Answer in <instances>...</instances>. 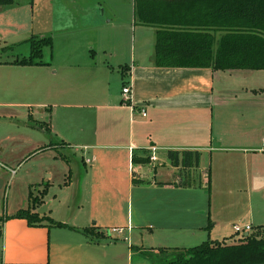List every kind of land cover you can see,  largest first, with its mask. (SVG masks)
I'll use <instances>...</instances> for the list:
<instances>
[{
	"label": "crops",
	"instance_id": "0c3cea01",
	"mask_svg": "<svg viewBox=\"0 0 264 264\" xmlns=\"http://www.w3.org/2000/svg\"><path fill=\"white\" fill-rule=\"evenodd\" d=\"M52 1L48 17L61 32H29L53 38L42 63L13 61L26 55L19 45L29 44L28 37L0 38V115L46 133L44 122L57 145L87 153L82 161L75 157L66 173L70 195L62 215L52 213L43 184L31 186L17 209L37 196L41 201L33 211L66 225L48 219L32 225L13 215L17 210L7 213L0 219V264H155L151 254H160L161 247L231 239L234 222L250 223L251 230L264 224V84L247 85L249 94L238 98L231 88L216 92L217 69L157 65L156 32L150 48L136 44L132 31L141 23L135 0H64L82 11L77 23L67 7ZM248 70L257 69H243ZM126 84L131 104L123 100ZM35 106L50 111L42 110L39 119ZM143 149L151 161L134 164L133 151ZM169 149L200 150L199 167L174 165ZM206 155L211 168L204 164ZM60 156L71 160L66 151ZM165 156L167 167H159ZM186 174L196 183H186ZM115 226L123 231L109 232Z\"/></svg>",
	"mask_w": 264,
	"mask_h": 264
},
{
	"label": "trees",
	"instance_id": "16d2710c",
	"mask_svg": "<svg viewBox=\"0 0 264 264\" xmlns=\"http://www.w3.org/2000/svg\"><path fill=\"white\" fill-rule=\"evenodd\" d=\"M14 3L17 0H0V6ZM134 7L137 22L155 27L157 65L213 69L264 68V0H135ZM27 41L31 46L30 53L13 61L42 63L44 48L53 45L52 36L31 35ZM40 125L50 132L44 122H40ZM146 151L143 149L141 153L134 150L132 162L149 163L151 156ZM200 154L197 149L168 150L172 163L186 170L199 167ZM133 181L145 180L133 177ZM32 200L33 207L41 201L37 196ZM13 215L26 217L32 225L44 223L45 219L51 224L66 225L49 215H40L32 207L21 208ZM86 230L93 231V228L87 227ZM99 235H103V232ZM159 250L167 258L155 264L260 263L264 262V224L237 238L208 237L192 246L161 247Z\"/></svg>",
	"mask_w": 264,
	"mask_h": 264
},
{
	"label": "rangeland",
	"instance_id": "374dc122",
	"mask_svg": "<svg viewBox=\"0 0 264 264\" xmlns=\"http://www.w3.org/2000/svg\"><path fill=\"white\" fill-rule=\"evenodd\" d=\"M88 1L90 2V0ZM17 2L19 3L0 9V38L6 37L19 41L31 37V35H41L29 32H61V30H57L56 22L54 20L50 21L51 15L48 17L50 11L51 13L54 12L52 8H55L52 0H17ZM54 2L57 8L65 9L67 7L74 23L79 21L82 11L77 10V8L75 10L72 7L71 10L64 0H54ZM49 4H51V7L48 6ZM132 32H136L137 45L141 44L143 48H150L153 41L152 32H155L153 25L137 24ZM61 39L64 42V39ZM61 44L63 45L62 42ZM19 47L21 53L26 55L30 53V43L24 46L19 45ZM23 47H27L24 52ZM49 52L50 46H46V58L49 57ZM215 72L216 92L221 88H231L228 92L233 94L237 92L238 98H244L249 94L248 91H245V87H259L258 85L264 84V68L254 71H243L240 68L217 69ZM244 72L250 73L245 74ZM250 84L252 86H247ZM19 108L25 111L28 109V107ZM35 108L40 112L39 115L37 114L39 119L42 110L50 111L45 107L35 106ZM58 108L60 114L65 111L63 107ZM73 110L78 111V114H80L79 109L73 108ZM81 117H84V115ZM84 121L89 123L86 119ZM58 141L59 139L54 133H43L38 128L33 129L32 127L12 124L3 114L0 115V179L3 180L0 184V217H7L11 215H7V213H12L11 211H16L19 207L25 205L30 187L42 184L44 191V193L42 191V195L47 201H50L52 213L62 215L65 212L68 203L66 201L70 195V188L64 183L66 173L70 166L74 167V158L76 157L82 161V156L87 152L84 153V150L80 148L77 150L74 146L61 147L56 144ZM61 151H66L70 155V162L60 156ZM163 160L167 162V156L158 160L157 163L161 164L159 167L165 168L167 166L162 163ZM203 160L207 168H211L207 155L204 156ZM1 163H8L15 168V172H11ZM166 170L164 169V172ZM193 179L197 178L186 174L184 181L186 183H196ZM116 194V191L112 192L113 197ZM33 203L29 207L33 208ZM222 233L220 232V235ZM239 235L234 232L231 238H237ZM151 255L154 261H163L167 258L162 253H152Z\"/></svg>",
	"mask_w": 264,
	"mask_h": 264
},
{
	"label": "built area",
	"instance_id": "2783aa9c",
	"mask_svg": "<svg viewBox=\"0 0 264 264\" xmlns=\"http://www.w3.org/2000/svg\"><path fill=\"white\" fill-rule=\"evenodd\" d=\"M122 93H123V100L125 103H129L131 104V87H130V84H126L123 86L122 88ZM140 111L142 112L143 115H146L147 114V110L142 107L140 109ZM262 140L264 141V137L262 138ZM153 148H155L153 146ZM152 158H156V155H152ZM87 160H90L89 158ZM232 228H233V231L236 232V233H243L244 231H249L252 229V225L250 223H239V222H234L232 224ZM123 231V227H120V226H115V227H112L109 229V232H122Z\"/></svg>",
	"mask_w": 264,
	"mask_h": 264
},
{
	"label": "water",
	"instance_id": "95a60500",
	"mask_svg": "<svg viewBox=\"0 0 264 264\" xmlns=\"http://www.w3.org/2000/svg\"><path fill=\"white\" fill-rule=\"evenodd\" d=\"M39 211L43 212V211H44V209H43V208H40V209H39Z\"/></svg>",
	"mask_w": 264,
	"mask_h": 264
}]
</instances>
